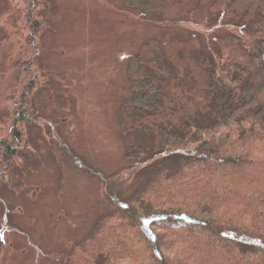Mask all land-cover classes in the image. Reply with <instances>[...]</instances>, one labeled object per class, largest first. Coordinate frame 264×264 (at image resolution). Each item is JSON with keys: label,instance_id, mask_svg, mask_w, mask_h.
<instances>
[{"label": "trees", "instance_id": "obj_1", "mask_svg": "<svg viewBox=\"0 0 264 264\" xmlns=\"http://www.w3.org/2000/svg\"><path fill=\"white\" fill-rule=\"evenodd\" d=\"M172 1L206 13L204 30L162 19L165 0L125 3L163 30L126 62L117 112L126 167L100 174L52 138L66 165L101 184L110 208L61 264H264V0ZM33 97L20 95L13 109L36 114ZM21 116L0 141V205L15 160L39 164L27 156ZM7 208L0 223L14 229Z\"/></svg>", "mask_w": 264, "mask_h": 264}, {"label": "rangeland", "instance_id": "obj_2", "mask_svg": "<svg viewBox=\"0 0 264 264\" xmlns=\"http://www.w3.org/2000/svg\"><path fill=\"white\" fill-rule=\"evenodd\" d=\"M54 1L43 11L44 0L39 10L32 0H0V141L8 140L17 116L14 101L33 94L36 114L20 111L17 118L27 119L21 125L27 156L39 160H15L12 179L6 177L0 212L8 203V225L16 227L0 223V264H61L62 254L109 211L101 184L66 165L53 140L60 137L100 174L126 167L117 114L128 95L126 62L163 31L142 24L141 14L126 8L129 0ZM160 16L184 30H204L198 24L206 21V13L172 0ZM33 78L35 90H23Z\"/></svg>", "mask_w": 264, "mask_h": 264}, {"label": "flooded vegetation", "instance_id": "obj_3", "mask_svg": "<svg viewBox=\"0 0 264 264\" xmlns=\"http://www.w3.org/2000/svg\"><path fill=\"white\" fill-rule=\"evenodd\" d=\"M32 62H33V61H32ZM26 86H27V88L29 87V82L27 83ZM20 111H23V112H24L25 109H23V108H19L18 111H17V116H18V113H19ZM17 116H16V117H17ZM16 117H15V118H16ZM13 120H14V118L11 120V124H12V125H13ZM6 155H7V154L3 155V157H5V159L7 158Z\"/></svg>", "mask_w": 264, "mask_h": 264}]
</instances>
